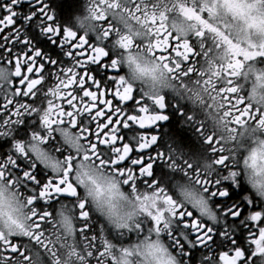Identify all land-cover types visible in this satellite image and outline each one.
Instances as JSON below:
<instances>
[{"label":"clouds","instance_id":"1","mask_svg":"<svg viewBox=\"0 0 264 264\" xmlns=\"http://www.w3.org/2000/svg\"><path fill=\"white\" fill-rule=\"evenodd\" d=\"M72 3L63 17L43 3L56 17L52 27L74 34L64 48L57 47L69 53L67 44L73 39L79 44L82 37L89 48L103 50L105 64L115 60L113 76L122 78L126 102H133L117 109V119L138 100L150 113L160 98L165 105H180L186 122L203 129L200 152L192 157L179 145H169L167 162L151 177L125 172L123 165L118 170L109 163L107 148L93 151L96 129L81 81L75 79L80 74L76 57L63 72V59L52 57L60 63L33 80L22 74L27 60L17 65L21 45H9L0 53V142L5 143L0 150V237L18 243L22 254L0 264H264V0H228L243 14L227 11L225 0ZM18 27L33 47V30L39 40L48 38L38 23L35 29L26 23ZM21 79L29 80L26 91ZM143 129L132 121L115 131L138 143L147 135ZM221 153L227 161L223 167L217 163ZM68 156L71 168L65 176ZM16 159L43 178L71 185L54 198L47 209L51 215L39 228L29 202L33 186L5 166ZM205 180L213 188H223L224 181L243 183L248 190L242 200L261 207L249 209L237 222L233 218L239 210L218 202L219 188L210 191ZM241 225L248 229L242 244L219 250L213 238L232 239ZM37 232L39 240L33 238Z\"/></svg>","mask_w":264,"mask_h":264},{"label":"snow or ice","instance_id":"2","mask_svg":"<svg viewBox=\"0 0 264 264\" xmlns=\"http://www.w3.org/2000/svg\"><path fill=\"white\" fill-rule=\"evenodd\" d=\"M26 2L29 3L28 0H6V2H4V0H0V33L4 32L6 28L11 26V30L3 36L4 41L8 45L14 46L17 42L21 45L22 50L20 51L19 56L16 57L18 67L21 59L27 60L28 64L25 65L26 73H34L35 76L32 77L34 80L36 76L42 74L43 71L46 70V64L55 66V64L60 63L59 59L53 61L52 55H49L47 52H42V47L50 46L55 56L60 57L62 53L63 57L66 58V60H63V64H61V72L65 70V65H72L71 58L75 56L76 60L80 62L79 70H83L79 71L80 74L77 75L75 79L81 81L79 85L80 92L84 96L85 101L88 102L86 107L88 113L91 114L89 118L92 120L96 129L95 133H91V129H89V132L95 137L93 151H96L97 148H107L112 153V159L109 163L117 167L118 170L121 165H123V171L125 172L151 177L154 170V161L164 159L165 154L157 151L155 157L149 156V162H145L142 157L130 158L129 154L132 151V148L128 142L123 143L122 147L116 146L117 141L124 140L125 137L118 135L115 129L120 128L118 127L119 125L126 128L132 121H136L140 128H151L157 122L166 120L167 116L164 115L162 111L166 108L163 99L160 98L154 101V104L158 105V108L154 113H150L147 106L141 104L138 100L135 106L129 112L125 113L124 117L117 119V116L120 115L117 109H120L121 105L125 104V102L129 99V97L124 94V88L121 84L122 78L109 76L108 80L112 82L113 86H108L107 81H105V86L102 87L101 80L97 79L92 72L88 70L89 65H99L103 50L98 48H89L88 46L85 48L87 44L81 37V43L67 44V47L72 49L71 52H56L57 39H59L60 48H64L65 41L71 40L74 34L68 33L67 29H62L63 35L61 36V28L59 25L55 28L52 27L54 24V17L47 13L44 4L42 7H35V5L41 4L42 0L40 3H29V9L27 11H23L21 9ZM225 3L227 4V11H233L234 13L236 11H240L241 14H243L241 9L234 8L232 4L228 3V0H225ZM33 8L35 10H32ZM38 13L41 18H37ZM18 21L19 24L17 23ZM25 23L32 29H35V26L38 23L40 30L46 33L48 38L39 40L40 33L33 30L31 32L32 39L37 41L36 46L33 47L29 39L25 38V36L20 33L18 25L23 26ZM54 37L57 39H54ZM75 49H79V51L74 53L73 50ZM85 51L88 52L86 59H79V57L84 56ZM29 53L31 54L29 55ZM180 54L181 53L179 51L176 52L177 56ZM160 59L164 60L166 59V56H161ZM115 65L116 62L113 60L111 64H103V67L100 65L96 71L116 70ZM20 84L22 86L26 85V87L22 88V90L26 91L29 80L21 79ZM91 88H94L95 90H90ZM107 94H111L113 99L119 103L114 106L113 99L105 98ZM72 103L75 102L73 101ZM68 106L70 108L71 104ZM76 107L77 110H79V105H76ZM113 112H116V116L113 115ZM244 114L247 115L248 113L245 112ZM68 115H72L71 111L68 112ZM236 119L239 121V115H237ZM73 123H75V120ZM199 131L202 132L203 129H199ZM157 139L158 137L154 134H151L150 138L145 135L141 138L140 142L136 143L137 149H148L157 143ZM66 159L69 161V165L68 169L65 170V176L68 175V171L71 168L72 157L68 156ZM18 161L20 163H18ZM217 163H220L222 167L227 163L222 153ZM5 166L18 171L20 175L27 180L28 184L33 186L30 190L31 194L29 195V202L34 204L33 212L36 218V227L39 228L40 225L43 224L48 217H50L51 213L47 209L51 206L54 198L68 192L71 185H66L65 181L60 178L54 179L47 177L45 179L41 176L38 178L34 168L25 164L24 161L20 159L7 160ZM183 167L187 171H191V165L189 163H183ZM3 171L4 168H0V174H2ZM151 182L156 183L155 181ZM204 183L206 185H211V183L207 180H205ZM72 191L74 193L75 190L72 189ZM158 191H163V189H158ZM215 194L220 197L227 195L222 188H219ZM168 199H171V197H168ZM81 209H83V205H81ZM255 215L258 216L259 212L255 213ZM86 216L87 213L82 212V218H85ZM262 221H264V219H262L261 222ZM86 223L87 221L85 219V224ZM33 238L39 240L40 232H37ZM17 254H22L20 245L13 242V240H4L0 237V259L5 262L10 261ZM25 259H27V257H25Z\"/></svg>","mask_w":264,"mask_h":264},{"label":"flooded vegetation","instance_id":"3","mask_svg":"<svg viewBox=\"0 0 264 264\" xmlns=\"http://www.w3.org/2000/svg\"><path fill=\"white\" fill-rule=\"evenodd\" d=\"M6 2V0H4ZM47 2L48 7L53 9L54 13H59L61 17L68 15L73 7L72 0H42V3L39 5H35V7H42L43 3ZM32 3H35V0H32ZM29 3H25L22 7L21 10L27 11L29 9ZM32 10H35L34 8ZM37 18H41L40 14L38 13ZM54 15V19H55ZM19 24V21L17 22ZM51 23V22H50ZM11 30V26L9 28H6L4 32L0 33V44H4L5 48H0V53H3L6 49H8L9 45L4 41L3 36L7 34L8 31ZM60 35H63L62 28H61V33ZM54 39H57L54 37ZM71 43H75V39L71 41ZM57 45H59V39H57ZM87 48V45L85 46ZM21 51L22 49H18ZM76 51H79V49L73 50L75 53ZM42 52H47L49 55H52L55 57V54L52 52V49L50 46L47 47H42ZM56 52H60V48L56 47ZM8 54L11 56L12 55V50H9ZM31 53H29L30 55ZM88 55V52L85 51V54L83 57H79V59H86ZM60 58L63 60H66V58L63 57L62 53L60 55ZM39 62V61H38ZM105 64V59H101L99 62V65H89L88 70L92 72V74L99 80H101V86H105V81H107L108 86H113L112 82L108 80L109 76H113L116 74V70H104L97 72L96 69L102 65ZM56 66H53L51 64H46V70L49 68H55ZM78 71H83L79 70ZM122 71V69H121ZM26 72V66L22 68V74ZM31 77H34L35 74H29ZM21 88L26 87V85H20ZM90 90H95L94 88H91ZM106 99H113L111 94H107ZM27 99V98H25ZM119 102L113 99V105L116 106ZM133 102H125V105H129ZM163 111V114L167 116V119L164 121H159L157 122L153 127L151 128H145L142 131L146 132L149 138L151 134H154L158 137L157 143L153 146H151L148 149L144 150H138L137 145L134 142L128 141L127 137L123 135V133H118V135L124 136V140L117 141V147H122V144L125 142H128L130 144V147L132 148V151L130 152L129 156L130 158H135V157H142L145 162H149V156L155 157L157 151L164 153L165 154V148L168 147L169 145L176 146L179 145L182 147L186 153L189 156L195 157L198 155L200 152V144L202 141L200 140V131L198 126L193 125L192 123L186 122L187 121V116H186V110L176 104L168 103L166 105V108ZM115 120V118H114ZM93 127L95 125L93 124ZM118 127H122V125H119ZM5 147V143L0 142V150H2ZM7 153H4V156H6ZM4 157L0 156V160H2ZM167 161L165 159H160V160H155L154 161V169L156 172L161 171L162 166L166 163ZM18 163H20L18 161ZM177 164H182V161L176 160ZM38 178H40V175H38ZM45 179L47 177H44ZM223 184V190L226 192V196L224 197H218L217 200L219 201H224L225 204L228 206H234L232 207L233 211H237V217L233 218L238 222L239 219H242L249 211L251 210H259L261 205L259 204H248L247 202L242 200V195L248 190L246 186L241 183L239 185H233L229 181H224L222 182ZM220 186L217 185L216 188H213L212 185H209V190L210 191H215L218 189ZM64 197H61L63 199ZM264 223V221H262ZM241 231L234 234L232 236V239L224 241L223 237L219 234H217L216 237L213 238V242L217 243L218 247H221L219 250L221 251H228L229 247H232L233 249L236 246H240L243 242V235L247 232L248 229H244L243 226L241 225ZM249 227L251 225L249 224ZM233 241H236V244L232 243ZM187 247V246H186ZM198 250V249H197ZM233 252H229V255H232ZM193 258L195 257V252H193ZM45 259H47L45 257Z\"/></svg>","mask_w":264,"mask_h":264}]
</instances>
